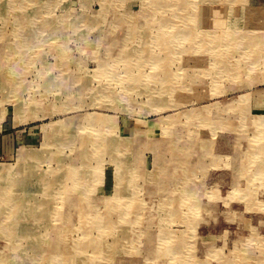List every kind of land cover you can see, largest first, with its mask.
<instances>
[{"label": "rangeland", "instance_id": "obj_1", "mask_svg": "<svg viewBox=\"0 0 264 264\" xmlns=\"http://www.w3.org/2000/svg\"><path fill=\"white\" fill-rule=\"evenodd\" d=\"M163 1L0 0V264H264V0Z\"/></svg>", "mask_w": 264, "mask_h": 264}, {"label": "bare ground", "instance_id": "obj_2", "mask_svg": "<svg viewBox=\"0 0 264 264\" xmlns=\"http://www.w3.org/2000/svg\"><path fill=\"white\" fill-rule=\"evenodd\" d=\"M200 3H199V2ZM197 2L199 3V4H191L192 5V8H194V9H199L200 11H202V12H200L201 14H202V16L203 15H205V12L203 11V10H207V7H205V6H203V5H201V0H198ZM171 1H169L168 3H167V5H169V7H171L172 5H171ZM154 4V3H153ZM163 4H165V1H163L162 0V5ZM155 5H156V2H155ZM163 7H165L164 5H163ZM208 8H210V11H212V10H214V9H216V10H220V9H222V8H225V6H222V5H220V6H211V7H208ZM216 13V12H215ZM230 14V13H229ZM241 99H243V98H241ZM247 100V99H246ZM231 104V103H230ZM234 104V103H233ZM236 105V104H235ZM41 116V115H40ZM102 119H104V118H102ZM111 120V119H110ZM102 125V124H101ZM108 125H109V123H108ZM69 126V125H68ZM112 126V125H111ZM105 127H106V125H105ZM114 127V126H113ZM108 128V127H107ZM68 129V128H67ZM107 130H110V129H107ZM65 131H66V129H65ZM107 134H110V133H107ZM111 135V134H110ZM109 136V135H108ZM116 138V137H115ZM109 140V139H108ZM107 143V142H106ZM62 145H65V144H62ZM107 145V144H106ZM112 146V145H111ZM118 146V145H117ZM114 148V147H113ZM111 150V149H110ZM110 150H109V152H110ZM20 153H22V152H20ZM29 154H30V152H29ZM26 155V154H25ZM31 155V154H30ZM40 155V154H39ZM110 155V154H109ZM23 157V156H22ZM55 158H56V156H55ZM24 159V158H23ZM31 159V158H30ZM37 159V158H36ZM25 161V160H24ZM24 164V163H23ZM29 167V166H28ZM128 169V168H127ZM124 170V169H123ZM9 171H12V169L11 168H5V167H1V169H0V174H6L5 172H9ZM125 171V170H124ZM11 174V173H10ZM124 177V176H123ZM63 179V178H62ZM24 181V180H23ZM22 181V182H23ZM126 182V181H125ZM9 183V182H8ZM18 184V183H17ZM55 184V183H54ZM68 184V183H67ZM79 186V185H78ZM9 187V186H8ZM14 187V186H13ZM23 187H24V185H23ZM55 187V186H54ZM124 187V186H123ZM122 188V187H121ZM23 189V188H22ZM54 189V188H53ZM57 190V189H56ZM121 191V190H120ZM7 192H8V190H7ZM13 192V191H12ZM18 192V191H17ZM60 192V191H59ZM79 192V191H78ZM125 192V191H124ZM40 194V193H39ZM48 194V193H47ZM53 195V194H52ZM67 195V194H66ZM50 196H51V194H50ZM77 196V195H76ZM113 196V195H112ZM49 197V196H48ZM65 197V196H64ZM71 197V196H70ZM114 197V196H113ZM24 198V197H23ZM75 198V197H74ZM110 198V197H109ZM66 199H68V198H66ZM71 199V198H70ZM131 199V198H130ZM40 200H42V199H40ZM113 200H114V198H113ZM118 200V199H117ZM43 201V200H42ZM75 201V200H74ZM72 202V201H71ZM52 203V202H51ZM7 204H8V202H7ZM84 204V203H83ZM12 205V204H11ZM10 205V206H11ZM52 205V204H51ZM58 205H60V203L58 204ZM82 205V204H81ZM123 205V204H122ZM41 206V205H40ZM84 206V205H83ZM82 206V207H83ZM126 206V205H125ZM128 207V206H127ZM69 208V207H68ZM71 208V207H70ZM69 208V209H70ZM76 208V207H75ZM78 208V207H77ZM8 209V208H7ZM6 209V210H7ZM15 209H17V208H15ZM48 209H49V207H48ZM48 209H47V211H48ZM121 209V208H120ZM39 210V209H38ZM33 211V210H32ZM52 211V210H51ZM34 212V211H33ZM39 212V211H38ZM71 212V211H70ZM107 212V211H106ZM8 213V212H7ZM68 213V212H67ZM65 215V214H64ZM70 215V214H69ZM76 215V214H75ZM82 215H83V213H82ZM58 215H56V217H57ZM151 216V215H150ZM39 217V216H38ZM60 217V216H59ZM84 217V216H83ZM121 217V216H120ZM6 218V217H5ZM40 218V217H39ZM52 218V217H51ZM58 218V217H57ZM69 218V217H68ZM82 218V217H81ZM106 218V217H105ZM104 218V219H105ZM108 218V217H107ZM126 218V217H125ZM53 219V218H52ZM152 219V218H151ZM31 220V219H30ZM32 220H33V218H32ZM69 220H71V222H72V218L71 219H69ZM76 220V219H75ZM86 220V219H85ZM124 220V219H123ZM37 221V220H36ZM143 221V220H142ZM41 222V221H40ZM43 222V221H42ZM53 222H54V220H53ZM66 222V221H65ZM76 222V221H75ZM110 222V221H109ZM123 222V221H122ZM125 222V221H124ZM134 222V221H133ZM149 222V221H148ZM66 223H68V222H66ZM151 223V222H150ZM116 224V223H115ZM122 224V223H121ZM144 224V223H143ZM68 225V224H67ZM70 225V224H69ZM90 225V224H89ZM106 225V224H105ZM142 225V224H141ZM55 226V225H54ZM53 226V227H54ZM103 226V225H102ZM145 226V225H144ZM105 227H108V226H105ZM104 227V228H105ZM111 227V226H110ZM118 227V226H117ZM65 228V227H64ZM71 228V227H70ZM69 228V229H70ZM89 228V227H88ZM145 228V227H144ZM67 229V228H66ZM137 229V228H136ZM143 229V228H142ZM99 230V228L97 229V231ZM118 230V229H117ZM54 231V230H53ZM64 231H66V230H64ZM103 231V230H102ZM102 231H101V233H102ZM130 231V230H129ZM142 231V230H141ZM33 232V231H32ZM119 232V231H118ZM128 232V231H127ZM14 233V232H13ZM120 233V232H119ZM143 233V232H142ZM53 234V233H52ZM122 234V233H121ZM117 235V234H116ZM119 235V234H118ZM57 236H59V234L57 235ZM120 237V236H119ZM31 238V237H30ZM126 238V237H125ZM132 238V237H131ZM59 239V238H58ZM57 239V240H58ZM123 239V238H122ZM120 240V239H119ZM126 240V239H125ZM62 241V240H61ZM104 241V240H103ZM123 241V240H122ZM105 242V241H104ZM107 242V241H106ZM117 243V242H116ZM115 243V244H116ZM59 244V243H58ZM122 244V243H121ZM117 245V244H116ZM115 245V246H116ZM157 246V245H156ZM48 247V246H47ZM57 247V246H56ZM117 247V246H116ZM164 247V246H163ZM5 248V247H4ZM61 248H63V247H61ZM86 248H88V247H86ZM155 248V247H154ZM157 248H158V246H157ZM156 248V249H157ZM37 249V248H36ZM70 249V248H69ZM106 249H107V247H106ZM59 250V249H58ZM64 250V249H63ZM121 250V249H120ZM163 250H164V248H163ZM168 250V249H167ZM179 250V249H178ZM61 251V250H60ZM59 251V253H58V255L61 253ZM160 251V250H159ZM158 252V251H157ZM6 253V252H5ZM66 253V252H65ZM117 253V252H116ZM36 254V253H35ZM34 254V255H35ZM48 254V253H47ZM46 254V255H47ZM155 254V253H154ZM171 254V253H170ZM109 255H107V257H108ZM164 256V255H163ZM7 257V256H6ZM80 257V256H79ZM155 257V256H154ZM3 258V257H2ZM84 258V257H83ZM98 258V257H97ZM148 258V257H147ZM146 258V259H147ZM173 258H175V257H173ZM145 259V260H146ZM152 259V258H151ZM153 259H155V258H153ZM38 260V259H37ZM48 260V259H47ZM149 260V259H148ZM101 261V260H100ZM169 261V260H168ZM39 262V261H38ZM104 262V261H103ZM170 263V262H169ZM23 264V263H22ZM77 264V263H76ZM87 264V263H86ZM95 264V263H94ZM149 264V263H148ZM168 264V263H167Z\"/></svg>", "mask_w": 264, "mask_h": 264}]
</instances>
